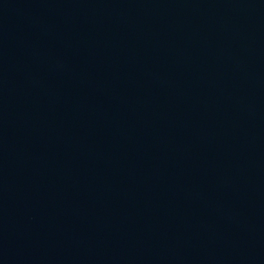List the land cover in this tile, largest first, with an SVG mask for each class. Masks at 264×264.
Instances as JSON below:
<instances>
[{
	"label": "water",
	"instance_id": "obj_1",
	"mask_svg": "<svg viewBox=\"0 0 264 264\" xmlns=\"http://www.w3.org/2000/svg\"><path fill=\"white\" fill-rule=\"evenodd\" d=\"M0 264H264V0H0Z\"/></svg>",
	"mask_w": 264,
	"mask_h": 264
}]
</instances>
